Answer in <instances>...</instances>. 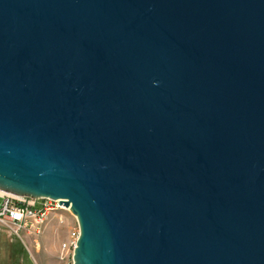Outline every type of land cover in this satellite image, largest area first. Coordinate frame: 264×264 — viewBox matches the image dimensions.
Returning <instances> with one entry per match:
<instances>
[{
	"label": "water",
	"instance_id": "obj_1",
	"mask_svg": "<svg viewBox=\"0 0 264 264\" xmlns=\"http://www.w3.org/2000/svg\"><path fill=\"white\" fill-rule=\"evenodd\" d=\"M0 191L74 264H264V0H0Z\"/></svg>",
	"mask_w": 264,
	"mask_h": 264
},
{
	"label": "rangeland",
	"instance_id": "obj_2",
	"mask_svg": "<svg viewBox=\"0 0 264 264\" xmlns=\"http://www.w3.org/2000/svg\"><path fill=\"white\" fill-rule=\"evenodd\" d=\"M77 230L75 216L65 209L51 214L37 235L18 237L0 225V264H66L58 260L60 246Z\"/></svg>",
	"mask_w": 264,
	"mask_h": 264
},
{
	"label": "built area",
	"instance_id": "obj_3",
	"mask_svg": "<svg viewBox=\"0 0 264 264\" xmlns=\"http://www.w3.org/2000/svg\"><path fill=\"white\" fill-rule=\"evenodd\" d=\"M0 225L6 227L12 234L19 233L37 235L43 224L61 205L47 198L33 199L27 196H17L0 191ZM65 208V207H64ZM79 230L71 233L69 239L61 244L58 260L66 264L73 263V252L76 247Z\"/></svg>",
	"mask_w": 264,
	"mask_h": 264
},
{
	"label": "bare ground",
	"instance_id": "obj_4",
	"mask_svg": "<svg viewBox=\"0 0 264 264\" xmlns=\"http://www.w3.org/2000/svg\"><path fill=\"white\" fill-rule=\"evenodd\" d=\"M61 209H65V210H68L69 211V208H64L63 206H61Z\"/></svg>",
	"mask_w": 264,
	"mask_h": 264
}]
</instances>
